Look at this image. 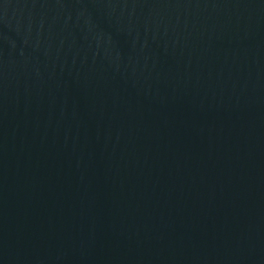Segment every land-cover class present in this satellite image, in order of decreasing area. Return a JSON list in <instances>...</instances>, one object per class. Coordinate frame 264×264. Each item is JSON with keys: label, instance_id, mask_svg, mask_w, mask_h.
<instances>
[{"label": "water", "instance_id": "95a60500", "mask_svg": "<svg viewBox=\"0 0 264 264\" xmlns=\"http://www.w3.org/2000/svg\"><path fill=\"white\" fill-rule=\"evenodd\" d=\"M0 264H264V0H0Z\"/></svg>", "mask_w": 264, "mask_h": 264}]
</instances>
